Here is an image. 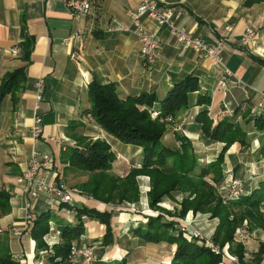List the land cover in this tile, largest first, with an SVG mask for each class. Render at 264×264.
<instances>
[{"label": "crops", "instance_id": "0c3cea01", "mask_svg": "<svg viewBox=\"0 0 264 264\" xmlns=\"http://www.w3.org/2000/svg\"><path fill=\"white\" fill-rule=\"evenodd\" d=\"M68 1L0 0V48L6 50L20 46L16 58L7 53L0 54V84L7 75L22 67L25 76L21 88L13 94L16 104H12L11 94L0 103V190L10 195L9 211L0 215V240H7L12 259L19 264H48L50 258L48 251L36 249L29 231L20 238L9 232L10 228H22L26 215L27 201L21 177L27 169L33 147L30 128L35 115L34 85L38 79L43 80L44 86L39 115L45 138L61 139L67 145L75 144L71 134L106 139L116 157L112 173L122 178L131 169L142 165L141 149L107 136L84 114L91 106L88 86L94 82L112 84L121 100L153 94L158 98L153 110L158 111L169 91L192 77L196 79L199 91L188 96V106L174 118L175 125L167 126L161 146L178 149L180 143L176 135L185 137L191 142L200 165L213 162L224 144L209 142L195 122L197 115L206 110L213 126L232 123L244 133L243 144L235 142L225 152L223 179L214 185L222 190L225 181L231 178L240 182L246 195H250L264 181V116L257 117L255 113L258 93L264 90V66L258 62L264 60V0H157L170 6L176 24L193 37L210 45L223 42L225 67L239 81L236 85L231 84L230 78L226 90L218 86L223 75L220 68L214 67L209 59L199 58L192 50L182 49L170 32L159 28L153 20L144 19L143 24L148 31H158L162 43L156 64L150 71L142 65L139 45L132 33L106 32L112 19L129 26L127 13L135 10L141 0H93L92 11L77 20L67 7ZM246 29L255 31L257 35L254 50H247L239 44ZM74 33H79L80 37L70 38ZM25 37L32 43L29 62L22 56L21 44ZM199 96H208L210 105L198 106ZM257 122L262 123V131L258 130ZM72 124L77 126L70 131ZM255 142L257 146H254ZM37 150L54 156L55 176L60 183L69 185L79 180L71 187L74 190L75 185L87 180V175L67 169V165L60 161L61 152L55 150L52 142L42 139ZM137 181L150 189L147 177L140 176ZM184 197L174 192L159 204L164 212L151 210L154 215L142 216L123 212L111 204L88 201L80 195L73 196L72 205L50 206L47 196L41 195L31 201V213L35 220L39 213L52 214L50 231L44 239L51 247L60 243L62 229L77 224L75 207H96L110 214L112 244H102L105 225L96 220L82 219L83 235L71 247H94L96 264L100 261L112 264L124 259L127 264H169L176 250L175 245L145 243L135 232L144 231L148 217L158 215L166 222L182 224L183 218L178 213ZM186 216L194 221L192 228L199 230L205 238L213 236L217 219L191 211ZM238 244L234 240L233 245ZM261 244H264V232L254 230L246 247L250 258L243 260L245 264L252 261ZM228 248H223L227 257L222 259V263L240 264ZM67 264L90 263L83 257H77Z\"/></svg>", "mask_w": 264, "mask_h": 264}, {"label": "trees", "instance_id": "16d2710c", "mask_svg": "<svg viewBox=\"0 0 264 264\" xmlns=\"http://www.w3.org/2000/svg\"><path fill=\"white\" fill-rule=\"evenodd\" d=\"M31 41L25 37L21 44L22 56L29 62L28 55ZM264 66V60H258ZM25 80L24 67L7 75L0 84V103L9 94L12 95V104L17 100L13 94L21 88ZM199 91L196 79L189 77L180 84L175 85L161 102L160 113L151 119L150 112L158 102V98L151 94H142L138 97H128L124 100L118 98L116 88L112 84L100 85L91 83L87 95L91 104L90 109L84 112L109 137L128 146L141 149L143 162L140 168H133L123 177L112 173L115 155L107 141L71 134L70 138L76 144L83 146V151L66 149L60 154V161L67 165L69 171L87 175V180L79 185L86 194L94 200L111 205L135 203L139 199L137 186L138 176L149 178L150 190L148 192V205L153 211L164 212L159 207L162 199L174 192L187 194L180 202L178 216L184 218L192 213L208 214L210 218L217 219L218 225L212 236V242L218 247L229 244L228 251L244 263V248L238 244L233 245L234 231L243 221L248 222L249 230L264 232V181L250 195H244L234 200H224L218 195L216 188L211 185L219 184L223 179L222 164L227 149L239 142L243 144L244 133L232 123H218L213 126L207 111L200 112L195 118L204 138L209 142L223 143L224 146L217 158L207 164L200 165L191 142L176 135L180 143L178 149H169L161 146V140L166 132L167 117L173 119L177 114L187 108L188 96ZM198 106L208 107L210 98L199 96ZM258 130L262 131V123L257 122ZM72 124L70 131L75 129ZM77 126V125H76ZM211 182V183H209ZM10 195L0 190V215L9 211ZM63 206V204L61 205ZM77 224L75 227H66L60 233V243L49 247L44 239L50 231V221L53 216L50 212L40 214L30 225L29 233L35 241L36 249L48 251L50 258L48 264H67L71 244L77 242L83 235L84 227L82 217L96 220L106 226V233L102 244H112L113 238L110 226V214L99 211L96 207L88 205L75 207ZM145 243H168L175 245L176 250L169 264H220L222 256L215 255L207 248L197 245L194 241H187L181 234H176L174 224L164 221L161 215L148 217L144 231H136ZM264 258V244L259 246L257 253L249 264H261ZM59 259V261H58ZM97 263V260L94 262ZM93 263V264H94ZM99 264H105L98 262ZM0 264H19L12 259L6 239L0 240ZM112 264H127L121 260Z\"/></svg>", "mask_w": 264, "mask_h": 264}, {"label": "built area", "instance_id": "2783aa9c", "mask_svg": "<svg viewBox=\"0 0 264 264\" xmlns=\"http://www.w3.org/2000/svg\"><path fill=\"white\" fill-rule=\"evenodd\" d=\"M67 7L70 9L71 15L74 19H79L81 16L87 15L92 11L93 0H69ZM130 20V25H124L115 19H112L106 32H130L132 33L139 45V55L142 60L144 69L150 71L156 64L158 53L161 49V37L159 32L148 31L144 24V19L153 20L159 28L167 29L175 40L181 45L184 50H192L199 58L209 59L216 68H220L223 72L221 79L218 81V86L226 90L227 83L232 81L231 84H238L239 81L235 79L232 73L225 67L224 58L222 55L223 42L217 41L216 44L210 45L205 43L202 39L193 37L184 28L178 26L175 22V16L166 3H160L157 0H141L138 7L127 13ZM79 33H74L70 38L78 39ZM68 41V39H66ZM240 46L247 50H254L257 46V35L255 31L246 29L241 35L239 40ZM7 53L10 57L16 58L20 53V46L16 45L9 49L3 50L0 48V54ZM34 118L33 125L30 128V135L33 140V147L30 152L27 169L22 174L21 182L23 184V193L26 197V215L24 218V225L20 229L10 228L9 232L14 236L20 238L22 235L27 234L30 225L34 222L35 218L31 213V201L37 199L41 195L47 196L48 204L51 206L72 205L73 196L76 195L74 190L68 188L65 184L56 180L55 176V158L51 154L43 153L37 150L43 140L52 142L56 151L63 152L67 148L74 147V143L67 145L64 140L56 139L53 137L44 136L42 118L39 115L41 103L43 102V80L38 79L34 85ZM259 100L255 107L257 117L264 116V90L258 93ZM160 113L158 111H151V119H155ZM166 121L174 124L172 117H167ZM264 135V131L262 132ZM257 146V142L254 143ZM224 200H234L246 195L242 184L236 180L228 178L225 184ZM149 215L154 213L148 211ZM82 219H86L82 217ZM245 221L244 224L238 227L235 231L234 240L242 245L246 251V247L251 239V232ZM192 221L185 219L182 224L174 225L176 234H181L187 241L195 240L199 246L207 248L215 255H222V259L226 256L224 250H220L211 239L205 238L199 230L192 228ZM92 246L78 247L72 246L70 249V259L76 257H83L88 263L93 264ZM244 251V252H245ZM244 258L248 259L249 255L244 253ZM223 264V263H220ZM264 264V260L262 261Z\"/></svg>", "mask_w": 264, "mask_h": 264}, {"label": "rangeland", "instance_id": "374dc122", "mask_svg": "<svg viewBox=\"0 0 264 264\" xmlns=\"http://www.w3.org/2000/svg\"><path fill=\"white\" fill-rule=\"evenodd\" d=\"M97 139H100V138H95V139H91V140H93V141H95V140H97ZM101 140H105V141H107L106 139H101ZM107 143H108V141H107ZM69 148H71V147H69ZM68 149V148H67ZM72 150L74 149V151L75 150H77L78 152H82L84 149H83V146H81V145H78V144H76V142H75V144H74V147L73 148H71ZM73 172H75V171H73ZM75 173H78V174H80L79 172H75ZM129 173V172H128ZM127 173V174H128ZM84 175V174H83ZM125 177V176H124ZM138 177H140V176H138ZM137 177V178H138ZM147 176H145V178H146ZM123 178V177H122ZM147 179H148V181H149V178L147 177ZM79 181V180H78ZM78 181H75V182H73V184H75V183H79ZM86 181V180H85ZM136 181H137V179H136ZM147 181V180H146ZM210 183V182H209ZM73 184H69V185H67L66 184V186L68 187V188H71L72 186H73ZM82 184V183H81ZM225 184H226V181H225V183H224V185H223V187H222V190H220L219 189V187L220 186H215L214 184H211V185H213L215 188H216V190H217V194L218 195H220L222 198H223V196H224V194H225ZM79 185L80 184H77V185H75L74 187H73V189H74V193L76 194V195H80V196H83V197H85L88 201H93V202H98V201H96V200H94L91 196H89L88 194H86L82 189H80L79 188ZM150 185V184H149ZM137 186H138V191H139V199H138V201L137 202H135V203H128L127 205L124 203V204H121V205H114V206H118L123 212L124 211H127V212H130V213H132V214H140V215H142V216H148V214H147V212L148 211H150V212H152L151 211V209L149 208V205H148V197H147V195H148V192H149V188L147 187V186H143V184H138V181H137ZM72 189V188H71ZM183 196H187V194H182ZM99 203H101V202H99ZM102 204H104V203H102ZM121 206V207H120ZM125 209V210H124ZM263 212H264V210H263ZM37 214H38V212H37ZM41 213H39L38 215H40ZM200 214V213H199ZM204 215H208V214H204ZM210 217V216H209ZM185 219H187L188 221H190V219H188V216H186L185 215V217L183 218V221L185 220ZM212 219V218H211ZM191 221H192V224H193V220L191 219ZM246 221V220H245ZM245 221H243L242 222V224L240 225V226H242L243 224H244V222ZM247 222V221H246ZM247 225H248V222L246 223ZM239 226V227H240ZM238 228V227H237ZM236 228V229H237ZM249 228V227H248ZM236 229H235V231H236ZM235 231H234V234H233V238H232V242H234V235H235ZM251 232V231H250ZM201 233V232H200ZM253 233V231L251 232V234ZM202 234V233H201ZM210 239H212V237L210 238ZM251 240V239H250ZM217 246V245H216ZM227 246H229V244L228 243H226L223 247H219L220 248V250H224L223 248H225V247H227ZM242 246V245H241ZM50 247V246H49ZM244 251H245V249H244ZM225 252V251H224ZM244 253H246V251L244 252ZM225 254H226V252H225ZM221 255V254H220ZM222 256V255H221ZM77 258V257H76ZM250 258V257H249ZM248 258V259H249ZM75 259V258H74ZM245 260H246V258H244ZM69 260H73V259H70V255H69ZM263 260H264V258H263ZM262 260V261H263ZM261 264H262V262H261Z\"/></svg>", "mask_w": 264, "mask_h": 264}]
</instances>
